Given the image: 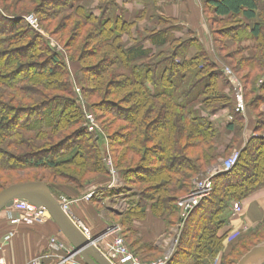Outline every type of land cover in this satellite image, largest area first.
<instances>
[{
    "label": "trees",
    "instance_id": "trees-1",
    "mask_svg": "<svg viewBox=\"0 0 264 264\" xmlns=\"http://www.w3.org/2000/svg\"><path fill=\"white\" fill-rule=\"evenodd\" d=\"M94 1L0 0V174L48 170L51 182L37 181L46 183L58 199L65 194L70 197L72 191L80 195L86 185L81 180L110 175L102 147L104 135L84 126V109L95 115L101 112L98 119L107 116L114 124L125 122L122 132L109 138L110 148L117 154L112 157L114 168L125 181L120 193H138L118 216L125 218L136 238L130 242L125 237L130 251L151 260L142 256L144 251L159 256L163 251L152 236L143 235L142 224L153 218L155 231L160 225L168 230L171 219L179 218L178 201L191 192L193 179L240 150L237 165L215 178L213 193L185 221L168 262L216 264L220 259L219 264H237L264 241V222L231 244H227L229 231L222 233L231 204L242 203L264 188V0H204L211 13L213 40L219 43L217 58L197 40H174L169 50L151 58V51L138 44L126 47L123 37L132 34L145 13L127 21L124 9H108L115 6L114 0H99L97 14L91 8ZM31 13L41 16L40 27L51 38L65 37L70 31L63 47L66 53L30 26L26 18ZM64 13L65 25L52 31L54 21ZM155 17L161 24L168 22ZM218 23L227 27L215 31ZM157 33L148 30L146 35ZM157 40L166 42V38ZM92 44V50H85ZM187 46L195 48L190 58L181 56ZM227 49L233 52L223 55ZM84 55L98 56V64L85 65ZM226 67L243 86L245 112L237 110ZM73 74L78 76L85 101L74 91ZM93 98L98 102L91 103ZM226 111L231 122L221 129L213 117ZM246 116L255 118V136L240 149ZM101 128L106 134V127ZM61 179L71 184L62 185ZM108 185L102 189L111 190Z\"/></svg>",
    "mask_w": 264,
    "mask_h": 264
},
{
    "label": "crops",
    "instance_id": "crops-1",
    "mask_svg": "<svg viewBox=\"0 0 264 264\" xmlns=\"http://www.w3.org/2000/svg\"><path fill=\"white\" fill-rule=\"evenodd\" d=\"M114 3L115 6L108 9H124L127 21H136V16L140 12L145 13L144 18L133 28L132 34L123 37L126 47H134V45L138 44L142 50L151 51V58L169 50L174 40H197L204 45L213 58H217L215 52L216 44L212 33L213 28L210 21L211 13H208L204 0H114ZM101 5L102 3L99 0H95L92 2L91 8L97 9L95 12L98 14V9ZM117 15H121L120 10L117 11ZM155 15L168 20V22L161 24L160 19L155 17ZM148 30H157L158 33L156 36L147 37ZM139 34H143L146 38L142 39ZM157 38H166L165 44L157 42ZM251 44V42H244L246 46ZM194 53V46H187L183 49L181 56L190 58ZM144 59L149 60L148 58ZM226 69L230 68L226 67ZM226 74L233 86H235L234 79L238 80V78L233 72L230 75L227 72ZM221 118L224 119L222 123H220ZM213 120L215 125L222 129L226 123L231 122V116L226 111L214 116ZM254 120L253 116L251 118L246 116V126L242 138L243 144H241L240 149H245L250 139L255 136L253 132ZM231 136H228L227 141H229ZM108 188L117 191L116 188H112L110 185H108ZM86 196L87 194L82 196L72 191L70 197L67 198L71 200L72 217L88 226L92 236L96 238L102 235L106 229V217L103 212H98L91 205L90 199L87 200ZM122 202H126V199ZM241 204V213L230 216L229 223L222 230V233L232 229H237L241 232H243V229L251 230L264 222V188L253 193ZM109 210L113 212L115 210L118 214H121L116 209L109 208ZM9 215L8 211L5 210L3 215L0 216V246L4 243L5 238L9 237V240H7L0 251V256L5 258L8 264H31L35 259H40L41 264H63L62 260L73 247L68 243L53 220L46 218L41 223L23 221L14 225L11 223ZM14 215L23 217L24 213L15 211ZM154 224H157V222L153 218L142 224L143 235L146 237L152 236L155 244L162 249L164 255L172 253L173 256L176 250L175 244L177 245L179 237L174 236L172 232L160 234V232H157L158 229L155 231L153 228ZM54 237L63 243L64 247L61 251L54 252L50 248V240ZM80 258L81 256L77 255L78 261H80ZM216 264H219V262Z\"/></svg>",
    "mask_w": 264,
    "mask_h": 264
},
{
    "label": "rangeland",
    "instance_id": "rangeland-1",
    "mask_svg": "<svg viewBox=\"0 0 264 264\" xmlns=\"http://www.w3.org/2000/svg\"><path fill=\"white\" fill-rule=\"evenodd\" d=\"M45 10H48V9H45ZM30 15H34L36 17V19H38V21L41 18V16H38L35 13H31L28 16H30ZM66 17H67V14L66 13L61 14V16L57 20L54 21V23H53V25L51 27L52 31H54V30L59 31L58 28H60L61 25L64 24L63 23L64 22L63 19H65ZM69 23L72 24V22H69ZM30 26L33 27L32 25H30ZM226 27H227L226 25H223V24H219L218 23V24H215L214 29H215V31L221 32ZM40 30L41 31H38V32H40L42 35L46 36L49 39L52 47H56V45H57L58 46L57 49L59 51L63 50L62 52L66 53V50L63 47L65 46V43L69 39L67 37H68V35H70L69 34L70 31H67L65 33V37L63 35L59 34V35L54 36V38L53 37L51 38L47 33H45V31L41 27H40ZM88 30H89V28H88ZM61 41H63L64 43L61 42ZM216 46L218 47L219 46V43H217ZM92 49H93V44L91 46L90 45L87 46V47L85 46V50H87V51L92 50ZM232 52H233V49H229V50L227 49L225 51H222V54L223 55H229ZM84 56H86L85 57L86 60H84L85 61L84 63H85V65H88V66H91V65L93 66V65L98 64L99 59H100L98 56H97V58L90 57V56H89L90 57L89 58V57H87V55H84ZM72 67H73L72 70L76 72L77 71V65L75 64ZM40 70L42 72L44 69H40ZM245 74H246V72H243L242 75H245ZM77 80H78V76H76V78H75V75L73 74V76H72V82H73V85H74L73 86L74 87V91L77 94V97H79V98L82 97L83 100L85 101L86 98L83 96V94H82V92H83L82 91V88H81L80 84H78ZM234 88H235V93H236V87L234 86ZM95 102H98V98H93L91 100V103H95ZM84 110H85V114H86V112H91L90 110H88L86 108ZM98 115H102L101 112H96L95 117H96V122H97L98 126L100 127L99 133H101L102 136L104 135V138H105L104 139L105 141H103V146L102 147L104 149V155H106V165H107V168H108L111 176L110 175H108V176H100V177L99 176H92V175L87 176V178H84L83 180H81L83 182V184H86L85 185V189H84L83 192H81V194H82V196H84L85 194L88 195V194H91L93 192L94 195L96 196L95 199H90L89 202L91 203V205L93 207H95L98 210V212H103L104 215H105V217H106L107 225H106V229H105V231L103 233H107V232H109L108 231L109 229L110 230L112 229L111 232H109V234L107 235V237H108L107 240L110 239V238H113L116 235H119V236L123 237L124 239H125V237H129V241L132 242V241H135L136 238L134 237V235L130 234V232H129L130 225L126 222L125 218L119 217L118 216V213L112 212V211L109 210V208L110 209L112 208V209L118 210L119 212H123L124 210H126L128 208V203L129 202H127V201H130V200L134 199L133 196L136 193H138L137 191H134V190H132V192H129V193H120L122 191L123 187H125L124 186L125 185L124 184L125 181H124L123 177L118 174L117 171H116L117 174L114 175L113 172H112V170H111V168H110L112 166L114 167V161H113V158L112 157H115L117 154H115V152H112V150L110 148V139L109 138H111V137H117L116 136L117 133L122 132V131H120V129L123 127V125L126 127L127 124L125 122H124V124H123V122H119V123H115L114 124L112 122L113 120L111 118H109L107 116L106 117L105 116H101L103 118L98 119L97 118ZM25 117L26 116H24V115L21 116V118H23V119ZM223 121H224V119L221 118L220 123H222ZM87 123H88V121H87V118H86V115H85V123H84V126L85 127H87L86 126ZM101 125H103L104 127H106V129H107L106 130V134H105L104 130L101 128ZM87 129H88V127H87ZM68 151H69V148L68 149H64V150L60 151L58 154L53 155V157L54 158H58L59 155H61L64 152H68ZM117 151H122V150H120L118 148ZM230 154L228 156L222 158V160L228 159L231 156ZM149 161H152L153 162V158H152L151 155H150V160ZM219 161H220V159L217 161V163L209 166L207 168V170L209 168H211L212 166L218 164ZM206 171H203L202 173H200V175H198L197 177H195V179H193V181H192V185H193L192 186V190L194 189L196 182L204 176V173H206ZM9 175L10 176L7 177L6 175H1L0 174V187H1L2 184L6 183V182L9 183L8 186L6 187V188H8V187H10L12 185H15V184L30 183V182H40V181H37V180L38 179H42V178L43 179H47L49 182H51V180H52V178H51V172L48 171V170L47 171H42V172H36L34 170H28V171L23 172L21 174L10 173ZM9 177H10V179H8ZM114 177H117L118 178V181L121 184V185L119 184L120 185V188H118L117 191L116 190H112L111 191V190L102 189L105 186H107L108 184L110 185L113 182V178ZM129 179L130 180H133L134 178L133 177H129ZM107 180H109V182L106 184V181ZM62 181L63 182H60V184H62V185H64V184H71L70 181H66V180H62ZM138 187L140 189H145V186H138ZM6 188H4V189H6ZM4 189H2V190L0 189V192L3 191ZM189 194L190 193L182 196L179 199L178 202L180 203L181 201H183V199H185V197H187ZM63 196L69 197V195H66V194L63 195ZM124 199H126V202H122V201H124ZM235 202H238V201H235ZM235 202H233L231 204V207H230L231 210L229 211V215H228V218L229 219H230V216H232V214L234 216L233 204ZM179 203H178V205H179ZM179 208H180V215L178 216L179 218L176 217V218H172L171 219L172 223H171V225H168V228L169 229L167 230L162 225H160V227L158 228V231L157 232H160L162 235L163 234H168L169 232H172V234L174 236L180 237L182 231L184 230L185 223L183 222V217H182L183 211H182V208H181L180 205H179ZM2 215H3V212L0 213V216H2ZM180 220H182V222H179ZM251 231H252V229L251 230L243 229V232L242 233L239 232L238 234H236L237 229L230 230L229 233H228L227 244H231V243L237 241L240 237H242L243 235L248 234ZM256 242H259V241H255V243ZM262 242H264V241H262ZM176 246L177 245L175 244V247ZM244 251L245 250H242L241 252L243 253ZM144 255L146 257H150V258L152 257L151 260H143L139 256L140 260L142 259L141 261H143L145 263L159 262L165 256L164 254H162L160 256L158 254L157 255H152V253L151 252H148V251H144V253H143L142 256L144 257ZM234 260H235V258L232 261H234ZM219 261H220V259L218 260V262Z\"/></svg>",
    "mask_w": 264,
    "mask_h": 264
},
{
    "label": "built area",
    "instance_id": "built-area-1",
    "mask_svg": "<svg viewBox=\"0 0 264 264\" xmlns=\"http://www.w3.org/2000/svg\"><path fill=\"white\" fill-rule=\"evenodd\" d=\"M27 21L32 25L35 30H40V24L38 19L34 15H30L27 18ZM58 48V46L56 45ZM226 72L230 75L232 72L230 69H227ZM234 85L236 87V98H237V110L245 112L246 106L244 102V95H243V87L242 84L234 79ZM79 90V89H78ZM81 94V93H80ZM82 101L83 98L81 97ZM86 118H87V127L90 132H98L100 130V127L98 126L96 122V117L92 112H86ZM240 151L234 152L228 159H224L218 162V164L212 166L209 168L206 173H204V176L199 179L194 189L190 192V194L183 199L179 203V205L182 208V217L183 222L187 220V218L191 215V213L206 199L208 198L214 190V180L217 176L222 175L224 173H227L231 171L238 163L240 159ZM112 166V165H111ZM113 174H117L115 168L112 166L110 167ZM119 181L117 177L113 178V182L110 184V187L112 188H120ZM123 184V183H122ZM94 193L88 194L86 196V199L89 200L93 197ZM60 204L62 205L63 209L72 217L71 213V200L67 197H61L58 199ZM9 219L12 224H19L23 221L28 223H41L44 222L46 219V209L36 207L28 202L25 201H17L15 205L7 209ZM15 211H22L24 213L23 217L15 216ZM233 211L234 215H239L242 211V204L240 202H235L233 204ZM73 220L76 222L78 227L82 230L84 235L93 240V242L96 244L97 247L108 257L109 260L113 262V264H168L170 259L172 258V253L167 254L164 256L163 259H161L159 262H153V263H145L141 261L139 258H137L129 249V247L126 244V241L123 237L116 235L113 238H110L107 240V235L111 230L109 229L107 233H103L99 237H93L91 230L88 226L84 225L83 223L76 221L74 217H72ZM242 233L240 230H237L236 234ZM7 240H9V237H6L4 240V243L0 246V251L3 248V245L6 244ZM64 247L63 243L60 242L55 237L50 240V248L52 251L57 252L61 251ZM63 264H85L77 260V254L73 253V249L68 251L67 255L62 260ZM0 264H8L5 258L0 256ZM31 264H41L40 259H35L32 261Z\"/></svg>",
    "mask_w": 264,
    "mask_h": 264
},
{
    "label": "water",
    "instance_id": "water-1",
    "mask_svg": "<svg viewBox=\"0 0 264 264\" xmlns=\"http://www.w3.org/2000/svg\"><path fill=\"white\" fill-rule=\"evenodd\" d=\"M17 201H25L46 209L45 217L53 220L85 264H113L111 260L87 238L73 218L63 209L58 198L44 182L12 185L0 192V213L12 208ZM237 264H264V242L250 249Z\"/></svg>",
    "mask_w": 264,
    "mask_h": 264
}]
</instances>
